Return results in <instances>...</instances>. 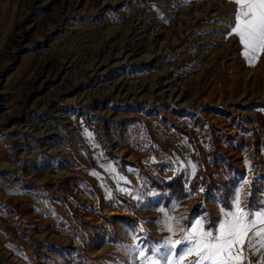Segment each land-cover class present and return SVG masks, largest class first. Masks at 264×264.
Instances as JSON below:
<instances>
[{
  "label": "rangeland",
  "instance_id": "374dc122",
  "mask_svg": "<svg viewBox=\"0 0 264 264\" xmlns=\"http://www.w3.org/2000/svg\"><path fill=\"white\" fill-rule=\"evenodd\" d=\"M235 8L0 0V264H141L164 212L214 230L245 178L264 207V52L229 34Z\"/></svg>",
  "mask_w": 264,
  "mask_h": 264
},
{
  "label": "snow or ice",
  "instance_id": "6c2138e0",
  "mask_svg": "<svg viewBox=\"0 0 264 264\" xmlns=\"http://www.w3.org/2000/svg\"><path fill=\"white\" fill-rule=\"evenodd\" d=\"M236 8L233 11L234 23L229 34L238 36L244 48V55L250 64L254 63L261 52H264V0H233ZM91 137V133H87ZM247 163V161H246ZM114 178L127 183L126 178L116 172L112 164L101 165ZM195 175L196 165H191ZM92 175L103 179L100 173ZM244 181L235 191L232 206L224 211L223 218L214 230L204 227L205 218L196 219L190 227L175 228V217L164 212L165 220L161 223L171 234L165 240L151 248L150 254L139 245L130 247V251L142 258L141 264H252L246 258L245 248L250 255L258 256L257 264H264V208L252 210L242 203ZM103 186V184H102ZM119 187V183L117 185ZM125 191L126 189H120ZM204 189L200 188V192ZM111 194L109 193V198ZM143 231V229H141ZM181 233L180 238L173 236Z\"/></svg>",
  "mask_w": 264,
  "mask_h": 264
},
{
  "label": "crops",
  "instance_id": "0c3cea01",
  "mask_svg": "<svg viewBox=\"0 0 264 264\" xmlns=\"http://www.w3.org/2000/svg\"><path fill=\"white\" fill-rule=\"evenodd\" d=\"M232 1H233V0H232ZM259 55H260V54H259ZM233 153H234V155H233L234 157H233L232 160H233V161H234V160L236 161V160H238V159L240 160L239 155H241V153H239V152H233ZM235 163H236V165H239V166L242 165V162H240V161H236ZM242 167H243V166H242ZM245 180H246V178L243 179L242 181H240L239 184H240V185H241V184H244V181H245ZM10 185H11V184H9V186H10ZM240 185H238L237 188H238ZM263 186H264V183H263ZM11 187H12V185H11ZM262 191H263V193H264V190H263V189H262ZM245 196H246V195L244 194V196H242V199L245 200ZM242 203H243V204H246V203H244L243 201H242ZM263 203H264V199H263ZM263 208H264V207H263ZM220 209H221V208H220ZM218 210H219V209H218ZM257 210H259V209H257ZM224 211H226V209H221V211L219 210V213L222 215V218H223V213H224Z\"/></svg>",
  "mask_w": 264,
  "mask_h": 264
},
{
  "label": "bare ground",
  "instance_id": "6f19581e",
  "mask_svg": "<svg viewBox=\"0 0 264 264\" xmlns=\"http://www.w3.org/2000/svg\"><path fill=\"white\" fill-rule=\"evenodd\" d=\"M59 117H61V118H62L63 116H62V115H60ZM62 123L64 124V122H62ZM62 123H61V124H62ZM58 132H59V131H58ZM48 134H51V133H48ZM59 134H61V133H59ZM56 241H57V242H59V243H61V244H63V243L65 244V242H64V241H60V240H56Z\"/></svg>",
  "mask_w": 264,
  "mask_h": 264
},
{
  "label": "trees",
  "instance_id": "16d2710c",
  "mask_svg": "<svg viewBox=\"0 0 264 264\" xmlns=\"http://www.w3.org/2000/svg\"><path fill=\"white\" fill-rule=\"evenodd\" d=\"M176 194H177V195H181V192L179 191V192H177Z\"/></svg>",
  "mask_w": 264,
  "mask_h": 264
},
{
  "label": "built area",
  "instance_id": "2783aa9c",
  "mask_svg": "<svg viewBox=\"0 0 264 264\" xmlns=\"http://www.w3.org/2000/svg\"><path fill=\"white\" fill-rule=\"evenodd\" d=\"M75 191H78V188H75Z\"/></svg>",
  "mask_w": 264,
  "mask_h": 264
}]
</instances>
